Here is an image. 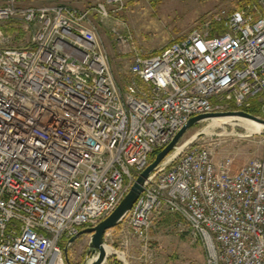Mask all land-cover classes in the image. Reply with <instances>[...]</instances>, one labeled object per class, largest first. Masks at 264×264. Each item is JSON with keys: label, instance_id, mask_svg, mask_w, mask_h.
Wrapping results in <instances>:
<instances>
[{"label": "built area", "instance_id": "2783aa9c", "mask_svg": "<svg viewBox=\"0 0 264 264\" xmlns=\"http://www.w3.org/2000/svg\"><path fill=\"white\" fill-rule=\"evenodd\" d=\"M121 9L123 0L0 4V22L29 33L23 45L0 37V264H65L66 241L109 215L190 117L252 100L264 109V0L133 56L123 84L96 36L98 20ZM232 165L208 144L189 145L115 227L145 240L172 213L205 264H264V157Z\"/></svg>", "mask_w": 264, "mask_h": 264}, {"label": "rangeland", "instance_id": "374dc122", "mask_svg": "<svg viewBox=\"0 0 264 264\" xmlns=\"http://www.w3.org/2000/svg\"><path fill=\"white\" fill-rule=\"evenodd\" d=\"M18 6L37 7L54 2L83 7L94 0H16ZM248 0H123V9L114 19L98 20L96 36L99 47L107 54L111 72L118 83L129 80L127 69L133 56L147 55L165 47L192 29L203 27L205 20L221 9L232 10ZM5 0H0V4ZM114 22H113V21ZM212 26L215 23L211 24ZM201 27V28H202ZM205 28V26H204ZM6 44L23 45L29 33L17 21L0 22V37ZM127 45L124 51L123 46ZM211 120L197 123L181 137L179 144L191 139V144H208L216 161L231 158L233 168L264 157V134L250 130L238 122L225 121L216 125ZM203 134L192 140L198 133ZM89 236L77 238L68 248L71 264L85 261ZM106 245L123 252L109 254V260L121 264H205V251L201 242L188 226L172 213L157 219L145 240L120 232L114 227L106 238ZM65 264H67L65 262Z\"/></svg>", "mask_w": 264, "mask_h": 264}, {"label": "water", "instance_id": "95a60500", "mask_svg": "<svg viewBox=\"0 0 264 264\" xmlns=\"http://www.w3.org/2000/svg\"><path fill=\"white\" fill-rule=\"evenodd\" d=\"M212 118H243L264 125V118L252 115L244 110L216 111L201 113L190 117L187 122L175 133L172 139L163 148L157 151L154 158L145 166V168L141 172L137 174L128 191L117 204V206L113 209V211L94 226H88L79 229L74 236L70 237L66 241L63 247L65 262L67 264H71L69 260L68 248L77 238L84 234L89 236V241L85 252V261H83L81 264H104L107 262V257L109 254H117L115 252L108 254L105 252L104 246L106 245V243L103 238L105 231L117 226L121 222L123 217L130 210L132 204L142 192L147 181L151 179L159 170L168 166L186 147L189 146V143H191V139L179 144V141L185 134V132L197 123L212 120ZM220 122L225 123V121ZM256 132L264 134V126H262L260 131ZM202 134L203 132L196 133L192 137V140L201 136Z\"/></svg>", "mask_w": 264, "mask_h": 264}, {"label": "trees", "instance_id": "16d2710c", "mask_svg": "<svg viewBox=\"0 0 264 264\" xmlns=\"http://www.w3.org/2000/svg\"><path fill=\"white\" fill-rule=\"evenodd\" d=\"M244 4V2L242 3H239V6H237V8H240L242 7ZM217 28L220 29V25H217ZM229 110H244L252 115H255V116H259V117H262L264 118V109H262V105L260 102H258L257 100H252L251 103L249 104L248 107H242V108H238V107H235L233 105H230L229 106ZM160 150V149H159ZM159 150H155L150 156H149V161H151L155 154L157 153V151ZM108 264H121L120 261L118 260H115V261H112V260H109Z\"/></svg>", "mask_w": 264, "mask_h": 264}, {"label": "bare ground", "instance_id": "6f19581e", "mask_svg": "<svg viewBox=\"0 0 264 264\" xmlns=\"http://www.w3.org/2000/svg\"><path fill=\"white\" fill-rule=\"evenodd\" d=\"M226 120H229V121H231V122H238V123H241V124H243L245 127H247V128H249L251 131L252 130H254V131H260L261 130V128H262V126H264V125H262V124H260V123H257V122H255V121H252V120H249V119H243V118H236V119H231V118H220V119H218V118H212V120H211V122H210V124L211 125H216L218 122H220V121H226ZM127 214V213H126ZM104 249H105V252L108 254V253H112V252H115V253H117L118 255H120L121 257H124V255H123V253L121 252V251H116V250H114L112 247H110V246H107V245H105L104 246ZM93 260V259H92ZM91 260V261H92Z\"/></svg>", "mask_w": 264, "mask_h": 264}, {"label": "crops", "instance_id": "0c3cea01", "mask_svg": "<svg viewBox=\"0 0 264 264\" xmlns=\"http://www.w3.org/2000/svg\"><path fill=\"white\" fill-rule=\"evenodd\" d=\"M87 1H89V0H86V2ZM73 2H75L74 0L72 1V3ZM119 14V13H118ZM113 17H115V16H110L109 18H111V19H114ZM109 18H106V19H109ZM113 21V20H112ZM114 22V21H113ZM216 26V25H215ZM182 37V36H181ZM181 37H178V38H176L175 40H179ZM171 43V42H170ZM163 47H161L159 50H156V51H154V52H152V53H150V54H147V55H144V54H141L140 56H142V57H145V56H148V55H153V54H156V53H158V52H160V50L162 49Z\"/></svg>", "mask_w": 264, "mask_h": 264}, {"label": "flooded vegetation", "instance_id": "af4514ba", "mask_svg": "<svg viewBox=\"0 0 264 264\" xmlns=\"http://www.w3.org/2000/svg\"><path fill=\"white\" fill-rule=\"evenodd\" d=\"M83 228H85V227H83Z\"/></svg>", "mask_w": 264, "mask_h": 264}]
</instances>
